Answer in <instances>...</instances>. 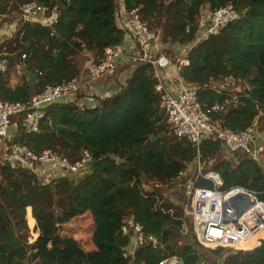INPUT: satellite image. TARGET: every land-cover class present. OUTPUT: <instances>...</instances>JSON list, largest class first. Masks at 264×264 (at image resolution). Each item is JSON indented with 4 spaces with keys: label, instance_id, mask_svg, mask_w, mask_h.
<instances>
[{
    "label": "trees",
    "instance_id": "1",
    "mask_svg": "<svg viewBox=\"0 0 264 264\" xmlns=\"http://www.w3.org/2000/svg\"><path fill=\"white\" fill-rule=\"evenodd\" d=\"M30 1L49 7L47 16L55 12L56 22L51 26L25 22L1 44L8 58L6 71L0 73L1 100L24 103L47 85L80 77L79 54L86 52L97 63L105 48L123 41L124 31L117 25L120 12L137 9L159 40L178 50L196 40L202 9L213 11L230 3L237 20L196 43L179 77L198 88L203 108L234 96L211 89L210 82L227 78L243 82L237 103L212 115L232 131L251 128L264 111V0H0V17L11 4V11H18V5ZM22 54L26 71L17 75L15 64ZM124 70L125 83L115 92L95 97V106L84 107L76 101L47 106L35 132H26L23 114L16 116L14 142L36 153L56 150L70 161L86 150L91 160L74 184L66 177L43 183L30 170L0 165V264H157L171 256L183 264L201 260L264 264V241L255 246L256 241L248 240L249 246L237 247L240 250L211 249L193 235L194 245H178L183 222L192 229L191 218L188 215L184 221L181 211L163 201L159 188L185 172L196 151L188 141L176 138L165 123L152 66L128 64L117 71ZM30 72L33 81L28 80ZM220 151L226 152L220 141L201 143L203 159H214ZM238 157L236 163L232 158L218 160L203 172L219 175V190L242 188L264 204V168L248 156ZM145 180L154 181L149 191L144 189ZM197 184L212 188L209 180L200 179ZM27 208L38 232L32 242ZM128 218L158 244L145 243L133 257L124 258L130 235L120 230ZM59 226H71L70 233L79 235L87 228L89 239L77 241L69 232L59 231Z\"/></svg>",
    "mask_w": 264,
    "mask_h": 264
},
{
    "label": "built area",
    "instance_id": "2",
    "mask_svg": "<svg viewBox=\"0 0 264 264\" xmlns=\"http://www.w3.org/2000/svg\"><path fill=\"white\" fill-rule=\"evenodd\" d=\"M11 5L5 9L3 17L11 11ZM17 10L25 22L39 23L43 26H51L56 22V13L47 16L50 13L49 7L35 1L22 3L17 6ZM237 18L238 14L230 3L216 10L204 12L196 40L191 44L180 45L179 48L182 50L179 54L180 58L172 63L169 57L162 54L158 33L140 19L137 9L120 12L117 25L124 31L123 41L105 48L102 59L97 63L89 62L85 67L84 77L47 85L40 93L33 95L24 103L14 104L0 99V165L30 170L36 173L43 183L58 177L77 181L91 160L88 151H83L81 157L75 161H70L56 150L46 149L36 153L28 146L14 142L16 127L12 118L23 114L26 132H35L47 106L62 101H76L78 105L82 104L83 101L77 99L80 91L85 90L92 83L113 75L122 66L130 64L132 67L142 63L150 64L154 70V77L158 81L155 88L159 93V103L165 123L176 138L188 141L195 149L194 164L197 168L200 169L198 167L200 160L202 163L205 161L200 155V147L204 139L220 141L229 155L247 152L252 159H256L254 154L257 155L258 151L249 150L254 142L252 127L242 131H232L226 126H220L218 120L212 119V115L223 113L232 103H237V96L226 97L203 108L198 101V88L184 83L179 77L181 68L187 65L186 56L190 49ZM25 59L26 55L22 54L15 64L17 75L25 73ZM7 65L5 47H0V73L6 71ZM171 69L175 77L174 88L167 87L162 79L163 75L168 76L167 71ZM199 176L200 179L209 180L212 188L196 186L190 181L183 183V195L189 203L187 214L191 218L192 232L197 242L211 249L216 247L234 249L236 244L256 238L255 246H259L264 241V204L242 188L219 190L222 181L214 171L203 172L202 176ZM238 193L247 194L253 204L233 222L234 209L226 203L230 197ZM234 205L242 208L245 206V200L237 198L234 200ZM120 231L122 235H130L129 244L122 252L124 258L133 257L136 250L145 243H150L152 246L158 244L157 239L144 234L142 226L132 218L123 221ZM157 264L183 263L179 257L171 256ZM196 264L209 263L201 260Z\"/></svg>",
    "mask_w": 264,
    "mask_h": 264
},
{
    "label": "rangeland",
    "instance_id": "3",
    "mask_svg": "<svg viewBox=\"0 0 264 264\" xmlns=\"http://www.w3.org/2000/svg\"><path fill=\"white\" fill-rule=\"evenodd\" d=\"M15 9V8H14ZM12 10L8 15L4 16V17H0V35L2 37V39H4L6 41V37H8L9 35L12 37L15 32L23 25V23H25V20L23 18H21L20 14L18 11ZM204 12L206 13L207 11H205L204 9L201 10L200 13V19L201 22L203 21V15ZM9 21L10 23H12V25L14 24V26L9 29V27H3V24L5 22ZM200 23V22H199ZM158 43L161 45L162 47V54L169 57V59L171 60L172 63H175L177 61V59L180 58L179 54L180 52H182L181 48L178 47L177 49H171L170 45H165L163 42H161L158 38ZM165 46L168 47L165 49ZM78 64L80 67V76L84 77L85 76V67L89 62H92V57L90 54H87L86 52L79 54V58H78ZM122 74L124 75V73L122 72ZM123 77V76H122ZM164 78H162L163 80L168 79L167 76L163 75ZM243 82H239V81H235L233 79L227 78L221 81H213L209 83V87L211 89H215L217 91H226L228 93H230V95H236L237 93L242 91L243 88ZM86 91H80V93H78L77 97L80 100H85L87 99L86 95H85ZM95 98V97H94ZM82 105L84 107H86V104H89L90 102L88 101H83L81 102ZM98 103V102H97ZM260 118L258 119V121H255V124L252 126L253 132H254V142L250 147V151H258L257 155L256 153L255 158L253 159L257 162V164H259L262 168H264V111L259 113ZM17 120V117L13 118L12 122L14 123ZM238 154V153H237ZM234 154V155H229L228 153L224 152V151H220V153L216 156V158L211 159V160H207V159H203L205 160L204 163L201 162L200 160V169L197 168L196 165H194V163H196L195 159L194 161L189 164V167L187 168V170L185 172H182L179 177L172 181V183H166L165 185H161L159 188V191L161 192V196L163 201L166 204H171L177 211H181L182 213V219L185 221L186 220V216H188V201L185 199L184 195H183V183L186 181H190L192 184L194 185H198L197 183H199L200 180V176H202L203 170L206 171L208 169H212L213 165L218 161V160H230V158H232V161L234 163H236L239 159L238 155H243V156H248L250 157V154L247 152H242V154ZM251 158V157H250ZM203 168V169H202ZM187 173V174H186ZM79 179L77 181H71L72 184H74L75 182H79L80 181V177H78ZM144 189L146 191H149L152 186H154V181H144ZM175 182V183H173ZM172 184V185H171ZM171 185V186H170ZM174 208L172 210H174ZM29 216H27V209H26V220L29 222L30 218ZM27 222V225H28ZM33 226V222L28 225V229H29V242H32L36 239L37 237V231L32 228ZM71 226H62V232H71ZM182 237L180 239V242H178V245H182L183 243H189L194 245V239H193V232L192 229L190 228V224L188 222H183V226H182ZM74 239H76L78 241H88L89 239V235H90V231L87 228H84L83 232L80 233V235L78 233H70ZM85 244V243H83ZM235 250L239 249V248H234ZM240 250V249H239ZM246 250V249H244ZM206 255V254H205ZM207 257L210 258L209 254L207 253ZM214 260V259H213ZM221 262V261H219ZM222 263V262H221Z\"/></svg>",
    "mask_w": 264,
    "mask_h": 264
},
{
    "label": "crops",
    "instance_id": "4",
    "mask_svg": "<svg viewBox=\"0 0 264 264\" xmlns=\"http://www.w3.org/2000/svg\"><path fill=\"white\" fill-rule=\"evenodd\" d=\"M3 16H1L2 18ZM14 26V24L12 25V23H10L9 21L5 22L3 24V27H9V29H11ZM11 38V36L9 35L8 37H6V41H8ZM5 42L4 39H2L1 35H0V47L1 44ZM123 71H117L115 72L113 75L111 76H107L95 83H92L89 87L87 92L85 93L87 99H83L80 100L81 101H88L91 104H97V100L94 98H102L105 95L111 93V92H115L117 91L120 86H122L127 78V72L126 70ZM122 72L124 73V75L122 74ZM167 77L168 79L164 80V84L167 87L170 88H174V76H173V72L172 69L167 71ZM123 76V77H122ZM169 77H171L169 79ZM86 104V106H90L91 104ZM27 216H29V218L33 221V226L32 228H34L35 225V221L32 219L31 214H30V208H27ZM28 222V221H27Z\"/></svg>",
    "mask_w": 264,
    "mask_h": 264
},
{
    "label": "water",
    "instance_id": "5",
    "mask_svg": "<svg viewBox=\"0 0 264 264\" xmlns=\"http://www.w3.org/2000/svg\"><path fill=\"white\" fill-rule=\"evenodd\" d=\"M28 77V80L29 81H33L34 80V75L30 72L28 73L27 75ZM237 198H240V199H243L245 200V206H243L242 208H237L235 205H234V200L237 199ZM253 203L251 202V200H249V197L247 194H244V193H238L236 194L235 196L233 197H230L228 200H227V203L226 205L227 206H230L231 208L234 209V216H233V219L234 220L233 222H235L236 218L238 216H240V214L246 210L249 206H251ZM62 230V226H59V231ZM212 264H222L221 262H212Z\"/></svg>",
    "mask_w": 264,
    "mask_h": 264
},
{
    "label": "bare ground",
    "instance_id": "6",
    "mask_svg": "<svg viewBox=\"0 0 264 264\" xmlns=\"http://www.w3.org/2000/svg\"><path fill=\"white\" fill-rule=\"evenodd\" d=\"M32 222H33V221L30 219L29 222H28L29 225H30ZM255 239H256V238H252V239H248V240H251V242H255V241H256ZM248 240L236 244L235 247H239V246H241L242 248H246V247H248V246H249V244H247V241H248Z\"/></svg>",
    "mask_w": 264,
    "mask_h": 264
}]
</instances>
